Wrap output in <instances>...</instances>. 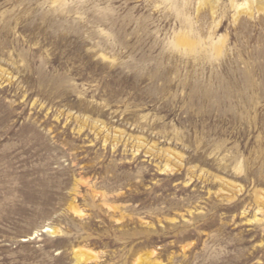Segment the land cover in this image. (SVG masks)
<instances>
[{
  "label": "rangeland",
  "instance_id": "374dc122",
  "mask_svg": "<svg viewBox=\"0 0 264 264\" xmlns=\"http://www.w3.org/2000/svg\"><path fill=\"white\" fill-rule=\"evenodd\" d=\"M258 1L0 0V264H264Z\"/></svg>",
  "mask_w": 264,
  "mask_h": 264
},
{
  "label": "bare ground",
  "instance_id": "6f19581e",
  "mask_svg": "<svg viewBox=\"0 0 264 264\" xmlns=\"http://www.w3.org/2000/svg\"><path fill=\"white\" fill-rule=\"evenodd\" d=\"M256 8H258V10L259 11H261V10H263L264 11V0H260V1H258L257 2V7ZM73 209H74V211H76V212H80V211H78L75 207H73ZM45 231H51V229L50 228H46V229H44ZM54 232H56V231H54ZM77 256L79 257V258H82L85 262H88V261H90V260H93V259H96L97 258V255L95 254V253H92V252H89V251H86V250H84L83 252H78L77 253Z\"/></svg>",
  "mask_w": 264,
  "mask_h": 264
}]
</instances>
